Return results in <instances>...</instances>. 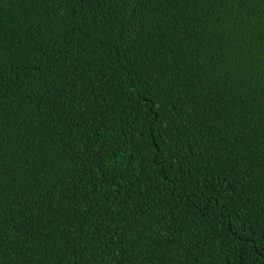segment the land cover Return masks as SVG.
<instances>
[{
    "label": "trees",
    "instance_id": "16d2710c",
    "mask_svg": "<svg viewBox=\"0 0 264 264\" xmlns=\"http://www.w3.org/2000/svg\"><path fill=\"white\" fill-rule=\"evenodd\" d=\"M0 264H264V0H0Z\"/></svg>",
    "mask_w": 264,
    "mask_h": 264
}]
</instances>
